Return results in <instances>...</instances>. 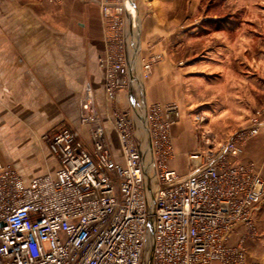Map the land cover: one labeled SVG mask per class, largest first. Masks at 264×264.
<instances>
[{
  "label": "built area",
  "instance_id": "obj_1",
  "mask_svg": "<svg viewBox=\"0 0 264 264\" xmlns=\"http://www.w3.org/2000/svg\"><path fill=\"white\" fill-rule=\"evenodd\" d=\"M99 6L105 49L98 62L122 160L87 88L81 124L91 147L67 125L43 134L60 168L30 184L0 161V264H247L245 243L258 236L264 178L255 162L241 159L264 131L263 112L223 143L202 134L205 145L188 154L181 175L173 168L180 107L147 102L146 83L159 58L131 46L130 0ZM205 121V113L196 114L195 123ZM240 228L245 234L233 246Z\"/></svg>",
  "mask_w": 264,
  "mask_h": 264
},
{
  "label": "crops",
  "instance_id": "obj_2",
  "mask_svg": "<svg viewBox=\"0 0 264 264\" xmlns=\"http://www.w3.org/2000/svg\"><path fill=\"white\" fill-rule=\"evenodd\" d=\"M99 1L63 0L57 5L46 0H0V161L14 167L26 184L55 175L60 168L54 155L39 141L41 135L60 123L57 85H71L76 78H85L84 85L93 90L100 116L108 114L107 107L102 111L99 107L103 101L105 105L104 74L98 62L105 49ZM263 1L222 0L217 6L221 0H130V44L138 45L144 58H159L146 83L147 102L179 103L189 95L191 80L194 87L200 83L196 77L204 74L193 72L201 69L207 76L203 85L212 86L223 79L225 85L236 87L231 97L239 99V95L248 101V118L256 111H262L264 118V72L260 71L264 63H253L247 57L244 61L238 51L243 40L254 43L253 30L247 29L253 16H239V8ZM211 6L221 12L210 13L207 9ZM97 68L102 76L100 93L94 88ZM239 86L246 89L239 90ZM67 90L71 96L76 94V89ZM200 101L202 106L210 102ZM81 115L82 110L80 123ZM104 125L114 157L120 162L115 132L105 119ZM181 137L176 127L173 138L177 158L173 168L186 175L182 164L196 145L192 141L182 143ZM241 162H255L264 178V131L247 143ZM255 224L259 236L245 243L247 264H264V201L255 213ZM244 234L245 228H240L231 245H238Z\"/></svg>",
  "mask_w": 264,
  "mask_h": 264
},
{
  "label": "rangeland",
  "instance_id": "obj_3",
  "mask_svg": "<svg viewBox=\"0 0 264 264\" xmlns=\"http://www.w3.org/2000/svg\"><path fill=\"white\" fill-rule=\"evenodd\" d=\"M211 1L212 0H207V2ZM222 3L223 2L221 0V2H217L216 5L219 6L222 5ZM215 6L209 7L207 11L209 10L210 13H220V8H215ZM239 9V16L247 13L249 16H253L251 18L252 23H248L251 28L250 26H248L247 29L248 31L253 30L252 34L254 35V43L246 44L245 40H243L241 45L238 46V51L242 53L241 57L244 61L247 57L248 60L253 63H264V1L257 3V5L253 7L243 6ZM58 40L59 39L57 38V41ZM58 44L59 42H57V45ZM245 45H248L247 50ZM260 71L264 72V70ZM66 73L67 75H71L69 71H67ZM193 73H202L204 75L199 74L196 77L198 79H201L200 83L198 82V84L195 85L196 87H194L195 83L193 82V80H191L192 88H190L189 95L183 96L182 100L179 102L180 104L178 103L181 110V121L177 126V129H179L182 134L181 142L187 144L192 141L196 145L195 150H197L199 147L205 145L204 137L202 136V134H205V137L210 140L211 143L217 145L231 139L236 132L245 129L249 125L250 121V118L247 117V112H249L247 107L249 108L250 105L245 98L239 95L238 97L241 101H239V99H236L235 96L231 97V95L233 94L231 93V90L234 91L236 87L225 85L223 83V79H217L216 81L219 82L213 84L212 86H205L203 84L207 79V76H205L206 70L200 69L198 70V72ZM94 75L96 76L94 77V88L97 93H100V88H102V76L100 77L98 68L94 69ZM225 75H228V71L225 72ZM203 78H205V80ZM84 80L85 78L82 80L76 78L74 80L76 81V83L74 82L75 84L63 86L57 85V121L60 122L59 126L67 125L72 127L74 131L79 135V137L85 142V144L91 147L89 129L86 126H83L78 120L79 113L81 110H83L82 106L85 102L87 88L89 87L84 85ZM66 81L67 80H63V82L65 83ZM69 81L72 82L71 80ZM71 88L76 89V94L72 96L67 94V89ZM198 88L200 89V91L196 94L195 92ZM238 89L245 90L246 87L239 86ZM124 97L125 96L122 97L123 109L125 108V106L128 108V104ZM201 99L210 100V102H206V104L202 106V103H200ZM104 106L107 107L108 110V114L104 117L105 121H107V118L109 119L110 108L109 104L106 102V99L105 105L104 101L103 104L100 103L99 107L101 108V111ZM97 112H99L98 114L100 115V111L98 109ZM200 112L205 113L206 116V121L202 125H198L197 123H195L196 114ZM41 136L39 138L40 142ZM182 169V173L187 172L188 161H185L182 164Z\"/></svg>",
  "mask_w": 264,
  "mask_h": 264
},
{
  "label": "trees",
  "instance_id": "obj_4",
  "mask_svg": "<svg viewBox=\"0 0 264 264\" xmlns=\"http://www.w3.org/2000/svg\"><path fill=\"white\" fill-rule=\"evenodd\" d=\"M239 25H240V22H239Z\"/></svg>",
  "mask_w": 264,
  "mask_h": 264
}]
</instances>
